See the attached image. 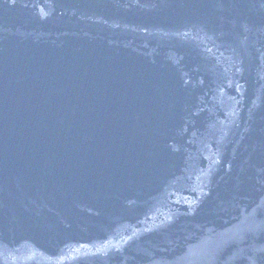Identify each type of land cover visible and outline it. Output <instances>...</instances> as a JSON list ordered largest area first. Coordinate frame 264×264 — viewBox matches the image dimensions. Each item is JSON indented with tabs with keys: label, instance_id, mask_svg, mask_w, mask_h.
Masks as SVG:
<instances>
[{
	"label": "water",
	"instance_id": "water-1",
	"mask_svg": "<svg viewBox=\"0 0 264 264\" xmlns=\"http://www.w3.org/2000/svg\"><path fill=\"white\" fill-rule=\"evenodd\" d=\"M0 264H264V0H0Z\"/></svg>",
	"mask_w": 264,
	"mask_h": 264
}]
</instances>
